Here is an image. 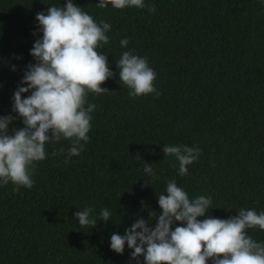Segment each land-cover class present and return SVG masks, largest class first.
<instances>
[{"label": "trees", "instance_id": "16d2710c", "mask_svg": "<svg viewBox=\"0 0 264 264\" xmlns=\"http://www.w3.org/2000/svg\"><path fill=\"white\" fill-rule=\"evenodd\" d=\"M143 2L100 9L99 0H73L98 24L111 25L109 42L97 48L113 72L101 85L109 92L86 95L85 107L96 108L78 156L67 155L70 139L49 142L46 158L34 162L31 189L0 184V264H144L127 245L123 254L112 251L110 237L139 218L155 227L149 212L159 216L157 197L171 180L190 199L211 197L212 208L197 219H228L241 208L264 212V0ZM64 3L0 0V117H15L10 131L23 127L12 97L35 63L30 50L42 37L36 14ZM125 51L147 58L158 98L128 96L115 64ZM165 145L201 150L186 175L164 156ZM143 163L152 164L155 180ZM86 207L95 227L74 217ZM104 208L108 221L99 220ZM245 231L264 243V230Z\"/></svg>", "mask_w": 264, "mask_h": 264}, {"label": "clouds", "instance_id": "9594fccd", "mask_svg": "<svg viewBox=\"0 0 264 264\" xmlns=\"http://www.w3.org/2000/svg\"><path fill=\"white\" fill-rule=\"evenodd\" d=\"M111 5L115 9L144 8L143 0H99L100 9ZM155 11V6L148 8ZM42 37L36 39L30 55L35 63L29 64L16 91L12 111L22 118L23 127L9 129L15 117H0V184L31 189L35 163L46 158L47 143L70 139L72 146L67 155L78 156L87 143L91 127L90 113L95 104L85 107L88 92L100 95L109 92L101 85L113 76L107 56L97 51L107 44L106 33L111 25L82 11L81 7L66 0L60 6H49L47 13L35 17ZM128 39L120 41L127 47ZM119 81L127 87L128 96L135 98L160 93L154 87L155 71L146 57L132 51L122 53L115 62ZM15 70V68H13ZM26 85V86H23ZM22 99L23 93H29ZM63 151V150H61ZM200 149L196 146L165 145V157H174L179 163V174L186 175L188 165L197 160ZM67 163V160L65 161ZM143 171L155 180L152 164L143 163ZM146 184V183H145ZM147 185V184H146ZM166 194L157 197L161 213L149 212L156 219L155 227L143 218L137 219L123 235L113 233L110 249L123 254L125 245L131 249V258L144 264H264V243L256 242L246 229L264 230V212L239 209L228 219L205 217L211 207V197L203 195L190 199L175 180L167 182ZM91 208L74 213L82 227H95L97 219L90 218ZM227 211V210H226ZM111 213L101 209L99 220L108 221ZM179 222L181 226L173 228ZM139 230V231H138Z\"/></svg>", "mask_w": 264, "mask_h": 264}]
</instances>
